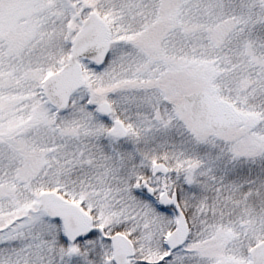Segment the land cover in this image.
Listing matches in <instances>:
<instances>
[{
  "label": "snow or ice",
  "instance_id": "snow-or-ice-1",
  "mask_svg": "<svg viewBox=\"0 0 264 264\" xmlns=\"http://www.w3.org/2000/svg\"><path fill=\"white\" fill-rule=\"evenodd\" d=\"M0 264H264V0H0Z\"/></svg>",
  "mask_w": 264,
  "mask_h": 264
}]
</instances>
